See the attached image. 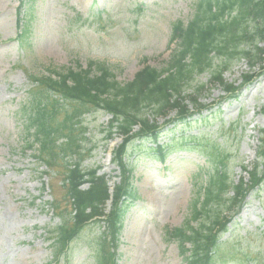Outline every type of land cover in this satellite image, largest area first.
Here are the masks:
<instances>
[{"label":"rangeland","instance_id":"1","mask_svg":"<svg viewBox=\"0 0 264 264\" xmlns=\"http://www.w3.org/2000/svg\"><path fill=\"white\" fill-rule=\"evenodd\" d=\"M198 1L21 0L19 28L20 0H0V264H97L102 231L97 224L86 226L63 256L49 240L69 220L63 179L67 167L79 163L84 171L96 170L110 190L119 181L111 155L121 137L110 131L111 117L102 111L83 116L79 159L60 157L51 170L35 160L37 146L28 150L26 140L38 90L34 80L48 69H85L90 62L106 65L122 84L144 65L161 69L175 48L169 45L172 25L190 22ZM254 59L227 66L214 59L186 88L185 97L196 100L200 115L174 126L158 118L157 143L130 142L126 160L136 199L123 217L117 264H186L168 233L191 219V207L201 201L216 165L231 184H249L242 170H250L264 131V70L259 61L251 66ZM225 68L223 85L214 84L215 73ZM248 76L253 81L244 85ZM225 85L238 88L236 99H228ZM147 177L154 180L151 190L144 185ZM233 196L229 189L224 199ZM109 210L107 202L105 214ZM224 216L232 217L231 224L219 240L215 264H264V183Z\"/></svg>","mask_w":264,"mask_h":264},{"label":"trees","instance_id":"2","mask_svg":"<svg viewBox=\"0 0 264 264\" xmlns=\"http://www.w3.org/2000/svg\"><path fill=\"white\" fill-rule=\"evenodd\" d=\"M22 5L20 0L19 28ZM196 6L197 13L190 22L172 25L169 45L175 48L161 69L144 65L132 81L122 84L106 65L90 62L85 69H48L45 76L34 80L38 90L32 97L35 108L28 119L27 149L32 151L37 146L34 158L47 169L51 170L60 157L80 158L85 133L82 119L92 110L109 115L110 131L122 138L113 152L112 163L120 174L111 194L106 180L96 170L84 171L79 163L67 167L63 183L71 209L69 220L50 233L49 239L56 245L58 256L65 254L86 226L95 223L102 230L98 235L97 264H117L123 217L127 206L136 199L132 170L126 160L130 142L147 138L157 143L158 118L174 126L200 115L202 108L196 107L195 99L185 97V92L196 77L212 68L214 59L224 60L227 66L233 60L251 61L254 56L251 66L259 61L264 70V0H199ZM23 35L21 32L18 40ZM225 72L226 68L215 73L214 84L223 85ZM251 80L252 76L245 77L243 84ZM223 90L228 99H236V87L225 85ZM172 112L175 117L170 119ZM258 141L255 161L250 170H242L249 184L241 180L231 184L216 165L215 176H210L202 197L199 194L201 201L197 198L191 207V219L168 233L186 264H215L219 240L231 224L232 217H225V212L239 210L244 199L264 183V131ZM157 150L162 153L164 149L157 145ZM217 162L222 163L219 158ZM84 186L87 189L83 190ZM229 189L234 196L226 201L224 195ZM108 201L110 210L105 214ZM193 222L198 223L197 227L191 225Z\"/></svg>","mask_w":264,"mask_h":264},{"label":"bare ground","instance_id":"3","mask_svg":"<svg viewBox=\"0 0 264 264\" xmlns=\"http://www.w3.org/2000/svg\"><path fill=\"white\" fill-rule=\"evenodd\" d=\"M252 81H253V80H252ZM255 86H257V85H255ZM238 91H239V90H238ZM238 91H237V94H238ZM250 91H251V90H250ZM250 91L246 93V96H249V95L251 94ZM153 182H154L153 178H151V177H147L146 181L144 182V185L146 186V188H147L148 190H151V189L154 188Z\"/></svg>","mask_w":264,"mask_h":264}]
</instances>
